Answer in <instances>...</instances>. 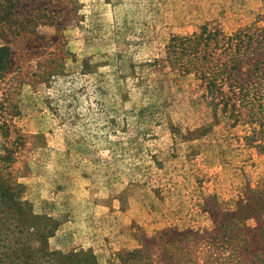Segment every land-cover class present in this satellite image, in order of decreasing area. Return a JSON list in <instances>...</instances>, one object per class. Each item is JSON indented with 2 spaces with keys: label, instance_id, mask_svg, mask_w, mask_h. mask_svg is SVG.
Segmentation results:
<instances>
[{
  "label": "rangeland",
  "instance_id": "obj_1",
  "mask_svg": "<svg viewBox=\"0 0 264 264\" xmlns=\"http://www.w3.org/2000/svg\"><path fill=\"white\" fill-rule=\"evenodd\" d=\"M14 1L23 22L28 10H54L7 37L21 59L4 85L18 110L7 140L21 142L8 171L19 203L58 218L50 249L89 247L106 264L136 234L193 222L202 193L227 199L264 174L261 162L244 164L238 129L200 132L206 107L187 79L153 61L170 35L204 22L230 32L264 12V0Z\"/></svg>",
  "mask_w": 264,
  "mask_h": 264
},
{
  "label": "trees",
  "instance_id": "obj_2",
  "mask_svg": "<svg viewBox=\"0 0 264 264\" xmlns=\"http://www.w3.org/2000/svg\"><path fill=\"white\" fill-rule=\"evenodd\" d=\"M53 11L28 10L34 21L31 27L44 24ZM25 13L14 0H0V214L7 221L2 232L0 226V264H98L89 247L50 249L47 240L57 229L58 218L34 213L16 199L19 182L8 168L21 142L18 135L7 137L18 110L7 99L4 85L7 74L18 71L21 59L19 45L15 51L7 37L23 34L31 20L22 21ZM77 13L74 9L73 15ZM155 60L187 79L206 107L209 121L200 125V132L238 129L242 132L238 139L248 151L244 164L264 166V12L230 32L204 22L191 33L172 34L162 58ZM193 205L188 213L193 222L136 234L135 245L112 251L106 264H264V174L255 180L246 176L233 197L202 193ZM200 215L207 224L197 223Z\"/></svg>",
  "mask_w": 264,
  "mask_h": 264
}]
</instances>
